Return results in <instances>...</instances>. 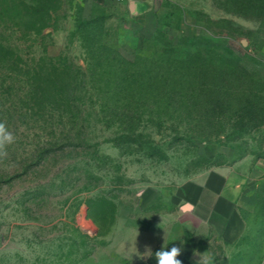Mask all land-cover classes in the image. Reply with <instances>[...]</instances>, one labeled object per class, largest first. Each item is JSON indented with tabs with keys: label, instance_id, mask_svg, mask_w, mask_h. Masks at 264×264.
Wrapping results in <instances>:
<instances>
[{
	"label": "rangeland",
	"instance_id": "374dc122",
	"mask_svg": "<svg viewBox=\"0 0 264 264\" xmlns=\"http://www.w3.org/2000/svg\"><path fill=\"white\" fill-rule=\"evenodd\" d=\"M130 2L135 11L141 2L154 10L156 38ZM58 6L51 28L35 36L8 12L12 0H0V41L29 63L65 60L88 74L92 61L76 25L99 17L109 42L117 35L118 53L130 62L163 55L161 41L175 50L185 40L209 39L264 63V0H59ZM99 86L86 77L82 133L79 126L62 129L54 113L35 122L19 95L0 93V122L15 136L0 155V264H156L154 253L164 244L181 248L182 264H264V178L251 197L235 188L240 171L264 160V96L257 126L248 107L215 110L193 93L184 111L159 122L143 116L134 141L117 146L119 121L109 115L119 104L107 101L102 111L93 93ZM243 160L228 194L244 230L225 243L180 193L202 172ZM148 250L152 256L144 255Z\"/></svg>",
	"mask_w": 264,
	"mask_h": 264
},
{
	"label": "trees",
	"instance_id": "16d2710c",
	"mask_svg": "<svg viewBox=\"0 0 264 264\" xmlns=\"http://www.w3.org/2000/svg\"><path fill=\"white\" fill-rule=\"evenodd\" d=\"M24 1L12 0L8 10L19 22L20 30L37 36L51 28L59 0H29L28 4ZM105 25V19L99 17L77 22L76 30L92 61L88 74L65 60L53 62L40 57L29 63L0 41V93L19 95L18 101L35 115V122L46 113H54L58 118L56 124L62 129L68 126L71 132L79 126L78 132L82 133L84 124L80 118L87 112L83 100L89 93L88 76L91 82L100 85L93 93L102 99L99 105L102 111L107 101L119 104L112 107L109 115L119 121L117 146L134 141L143 116H155L159 122L161 117H168L178 109L184 111L193 93L197 100H207L215 110L236 107L242 113L248 107L253 115L251 125L259 123L263 112V62L209 39L185 40L175 50L161 41L163 55L156 58L143 55L130 62L118 53L117 35L112 44L109 42ZM160 33L161 29H156L154 38ZM218 100L223 103L219 105ZM76 119L78 123L74 122Z\"/></svg>",
	"mask_w": 264,
	"mask_h": 264
},
{
	"label": "crops",
	"instance_id": "0c3cea01",
	"mask_svg": "<svg viewBox=\"0 0 264 264\" xmlns=\"http://www.w3.org/2000/svg\"><path fill=\"white\" fill-rule=\"evenodd\" d=\"M139 7L135 13L144 15L146 26L155 31L157 20L154 10L149 9L147 2H141ZM245 161L228 168L218 167L204 171L197 179L187 182L180 193L181 200L194 211L195 218L207 225L217 239L225 243L235 241L244 230L237 200L228 194L232 190L228 183L233 174L246 167ZM240 176L243 179L241 185H235L237 192L241 197L253 196L264 178V160L250 162L248 170L245 173L240 171ZM198 210L203 214L200 215ZM193 250H197L196 244L193 245Z\"/></svg>",
	"mask_w": 264,
	"mask_h": 264
},
{
	"label": "clouds",
	"instance_id": "9594fccd",
	"mask_svg": "<svg viewBox=\"0 0 264 264\" xmlns=\"http://www.w3.org/2000/svg\"><path fill=\"white\" fill-rule=\"evenodd\" d=\"M15 136L7 127L0 122V155H3V149L6 145L14 143ZM181 253V248L172 246L170 249L165 244L154 253L156 264H182L177 257ZM145 256H152L151 250L144 253Z\"/></svg>",
	"mask_w": 264,
	"mask_h": 264
},
{
	"label": "water",
	"instance_id": "95a60500",
	"mask_svg": "<svg viewBox=\"0 0 264 264\" xmlns=\"http://www.w3.org/2000/svg\"><path fill=\"white\" fill-rule=\"evenodd\" d=\"M135 8H136V4H135V2H131V3H130V6H129V10H130V12H131L132 14H134V12H136V11H135Z\"/></svg>",
	"mask_w": 264,
	"mask_h": 264
},
{
	"label": "built area",
	"instance_id": "2783aa9c",
	"mask_svg": "<svg viewBox=\"0 0 264 264\" xmlns=\"http://www.w3.org/2000/svg\"><path fill=\"white\" fill-rule=\"evenodd\" d=\"M115 2L119 3V4H124V3H128L129 0H114Z\"/></svg>",
	"mask_w": 264,
	"mask_h": 264
}]
</instances>
